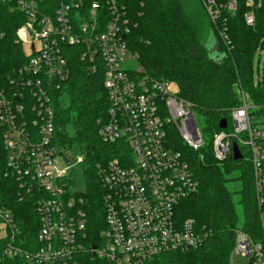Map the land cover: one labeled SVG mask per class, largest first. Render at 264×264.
Listing matches in <instances>:
<instances>
[{
    "label": "built area",
    "instance_id": "2783aa9c",
    "mask_svg": "<svg viewBox=\"0 0 264 264\" xmlns=\"http://www.w3.org/2000/svg\"><path fill=\"white\" fill-rule=\"evenodd\" d=\"M248 9L261 0H244ZM207 11L214 21L213 0ZM27 21L17 30L27 62L7 78L0 77V138L6 156L5 176L18 183L20 199L31 197L38 217L35 249L17 244L19 231L10 211L0 206L4 245L0 264H77L91 254L108 264H146L156 256L199 248L207 235L187 219L178 224V204L195 192L187 162L167 146L166 129H176L183 144L197 151L203 139L190 103L170 93V82L143 73L138 58L127 51L124 36L129 18L122 0H60L53 16L37 9L35 0H17ZM237 0L224 9L234 12ZM245 25L254 24L249 10ZM223 42L229 46L224 32ZM63 47H74L87 72H101L107 93L106 116L97 122L103 143L122 142L128 152L98 164L104 230L97 244L88 240L85 188L77 176L76 160L54 140L55 96L68 81L70 67ZM231 111V128L212 137L217 162L232 158V144L247 148L259 210L257 235L234 231L229 264L236 256L244 264H264V126L257 128L243 94ZM193 120V121H192ZM243 157V156H242ZM78 170L75 171V167ZM19 243V242H18Z\"/></svg>",
    "mask_w": 264,
    "mask_h": 264
},
{
    "label": "trees",
    "instance_id": "16d2710c",
    "mask_svg": "<svg viewBox=\"0 0 264 264\" xmlns=\"http://www.w3.org/2000/svg\"><path fill=\"white\" fill-rule=\"evenodd\" d=\"M37 9L53 16L60 0H35ZM89 6L95 0H82ZM129 18L124 36L127 51L138 58L143 73L176 85L177 97L191 104L192 112L202 119L203 146L194 151L181 141L178 132L167 126V146L179 152L187 162L195 182V192L176 208L178 224L187 219L207 235L204 243L187 252H171L156 256L146 264H229L237 226L253 236L259 230V210L248 160L234 161L231 156L217 162L212 151V137L219 132V122L230 123V113L241 106L239 94L251 104L250 115L264 116L263 79L255 76L258 50L264 51V0L260 7L248 9L244 0L230 12L224 7L230 0H213V21L205 0H122ZM252 11L254 24L245 25L244 15ZM27 21L17 0H0V77L7 78L27 62L26 49L16 32ZM224 32L227 46L220 37ZM215 46L212 59L207 48ZM70 67L68 81L55 96L54 140L67 151L78 146V184L85 188L88 241L99 243L104 230L102 190L95 173L98 164L128 152L125 143H103L97 135V122L106 116L107 93L101 72H87L76 48L63 47ZM194 116V115H193ZM195 121V118H194ZM196 125V122H195ZM228 128V127H227ZM6 173V156L0 138V206L11 212L19 236L17 244L35 249L39 228L34 200L20 199L18 183ZM237 173V175H235ZM240 181V189L232 192L228 184ZM238 195L234 202V195ZM19 242V243H18ZM4 240H0V249ZM1 264H23L21 260H4ZM77 264H108L91 254L79 256Z\"/></svg>",
    "mask_w": 264,
    "mask_h": 264
},
{
    "label": "rangeland",
    "instance_id": "374dc122",
    "mask_svg": "<svg viewBox=\"0 0 264 264\" xmlns=\"http://www.w3.org/2000/svg\"><path fill=\"white\" fill-rule=\"evenodd\" d=\"M205 4L208 6L207 0H205ZM210 41H211V39L209 40V44L207 42L206 46L209 49L210 57L212 59H215L216 58L215 46H212L210 49L209 48V46L211 44ZM254 63H255L256 79H257V81L262 80L263 79V71H264V51L260 52V50H258ZM169 84H170V86H169L170 93L176 94V92H177L176 85L173 82H170ZM245 102L248 106H251V104L249 103V101L246 98H245ZM193 115L195 118L196 126L201 131V127L203 125L202 119L200 117H198L196 115V113H193ZM252 122L256 124L257 128H261L264 126V116L261 114H255V115H253V121ZM231 127H232V124L230 122L228 125V128H231ZM240 149H241V152L244 156V159L248 160L249 154H248L247 148H240ZM68 154H69V156H72L74 158V160H76L77 157H82L78 146H72V148H71V150H69ZM77 170H78V166L75 167V171H77ZM235 175H237V173ZM228 189L232 192L238 191L240 189V181L235 180V181L230 182L228 184ZM237 199H238V195L235 194L234 195V202L237 201ZM237 227L238 228H236L235 230H242L240 226H237ZM2 230L3 229H0V240L4 237ZM233 263L234 264H244V261L240 260L238 257L235 256L233 258Z\"/></svg>",
    "mask_w": 264,
    "mask_h": 264
},
{
    "label": "water",
    "instance_id": "95a60500",
    "mask_svg": "<svg viewBox=\"0 0 264 264\" xmlns=\"http://www.w3.org/2000/svg\"><path fill=\"white\" fill-rule=\"evenodd\" d=\"M208 44H209V39H208ZM226 126H227V122H226L225 119H223V120H221L219 122V125H218L219 129H225ZM232 159L234 161L242 160V155H241V153H240V151H239V149H238L236 144H232Z\"/></svg>",
    "mask_w": 264,
    "mask_h": 264
}]
</instances>
